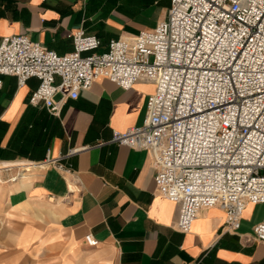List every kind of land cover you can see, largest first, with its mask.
I'll use <instances>...</instances> for the list:
<instances>
[{
	"label": "crops",
	"instance_id": "0c3cea01",
	"mask_svg": "<svg viewBox=\"0 0 264 264\" xmlns=\"http://www.w3.org/2000/svg\"><path fill=\"white\" fill-rule=\"evenodd\" d=\"M169 0H0V36L25 33L58 53L69 51L68 32L82 27L100 39L130 36L166 17ZM38 78L0 87V264H264V241L252 225L264 202L246 203L235 232L221 229L223 210L200 208L186 231L173 223L177 204L156 192L146 149L106 141L113 128L141 123L154 82L129 89L100 76L77 97L61 99L58 115L29 101ZM61 98V93L54 95ZM53 166L22 177L19 159H42L86 145ZM97 239L88 245L84 235Z\"/></svg>",
	"mask_w": 264,
	"mask_h": 264
},
{
	"label": "built area",
	"instance_id": "2783aa9c",
	"mask_svg": "<svg viewBox=\"0 0 264 264\" xmlns=\"http://www.w3.org/2000/svg\"><path fill=\"white\" fill-rule=\"evenodd\" d=\"M68 36L72 48L58 53L25 33L1 35L0 87L7 74L18 87L36 76L29 101L58 115L62 98L77 97L100 76L124 89L153 81L142 122L113 128L106 141L150 152L156 192L177 204V230L216 205L221 229L235 232L245 204L264 202V0H169L165 18L110 38L103 50L82 27ZM88 146L19 159L8 179L36 167L70 173L64 159ZM252 236L264 241V215ZM84 239L98 243L90 232Z\"/></svg>",
	"mask_w": 264,
	"mask_h": 264
}]
</instances>
